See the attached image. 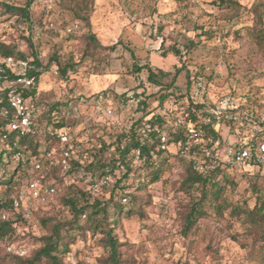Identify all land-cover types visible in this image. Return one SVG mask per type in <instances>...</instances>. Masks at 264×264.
<instances>
[{
    "label": "rangeland",
    "instance_id": "obj_1",
    "mask_svg": "<svg viewBox=\"0 0 264 264\" xmlns=\"http://www.w3.org/2000/svg\"><path fill=\"white\" fill-rule=\"evenodd\" d=\"M1 1L26 6L29 0ZM231 1L238 3L234 9L219 5L217 0H35L31 7L33 31L22 19L0 12V43L15 44L28 53L26 39L32 36L43 65L49 66L39 86L44 102L69 103L66 111L74 123L70 129L80 142L94 147L104 140L111 145L146 113L145 121L164 113L163 107L176 109L184 104V100L172 104L174 99L161 103L162 96L172 90L151 84L148 71L137 73L135 66L162 69L168 75L160 79L164 86L182 69L175 81L182 95L187 91L189 73L210 84L213 102L229 97L255 114L264 109V47L253 39L255 10L264 0ZM79 15L90 19L77 18ZM75 22L80 23V30L70 36L68 29ZM92 34L98 50L88 43ZM56 58L62 65L69 61L76 65L67 78L58 71ZM97 95L106 101L102 106L95 103ZM145 98L149 104L146 112L136 102ZM110 108L112 113L108 112ZM222 133L223 139L233 140L226 127ZM90 140L93 142L88 143ZM115 148L113 144L108 150L106 162L118 156ZM166 152H180L178 143L167 145ZM154 153L152 162L158 163ZM169 161L160 182L143 190H138V185L151 169L140 162L133 163L134 169L126 179L124 168L102 178L85 171L67 177L65 185L57 188L56 207L44 216L45 223L36 217L38 212L28 221L15 223L14 235L0 243V264H19L16 258L32 259L53 227L73 220L70 208L64 205L65 198L76 195L80 205L96 199L106 201L119 181L131 197L121 199L126 194L120 191L117 203L130 208L124 199L135 196L141 207L138 215L123 216L118 223L124 263L264 264L262 231L250 230L246 215L234 212L235 208H254L256 190L264 191V167H242L232 172L238 173L239 184L223 194L226 209L218 212L207 205L206 214L186 230L185 217L200 192L181 191L184 167L175 157ZM99 239L77 237L70 252L62 257L63 263L103 264L107 254Z\"/></svg>",
    "mask_w": 264,
    "mask_h": 264
},
{
    "label": "trees",
    "instance_id": "obj_2",
    "mask_svg": "<svg viewBox=\"0 0 264 264\" xmlns=\"http://www.w3.org/2000/svg\"><path fill=\"white\" fill-rule=\"evenodd\" d=\"M35 0L27 1L26 6H19L9 2H0V12L2 15L15 16L22 19V22H26L29 25V29L33 31L35 29V23L33 22L32 4ZM219 5L226 6V8L234 9L237 6V2L231 0H217ZM257 22L256 27L253 30V39L256 44L262 48L264 47V2L259 3V8L256 10ZM77 18L89 20V17ZM79 25L75 22L73 25ZM260 27V29H258ZM255 31H257L255 33ZM73 36V34H69ZM28 43L29 52L26 53L15 44L0 43V68H3L4 73L1 80L2 87L7 81L13 80L19 76L33 77L36 81V88L23 91V96L27 101L31 115H32V132L24 137L21 141V145L28 158L24 163L18 164L10 170L8 165L3 161V154L7 151L6 145L2 142V137L5 133L6 125L14 118V112L10 106L8 99V92L3 88L0 90V189L3 188L0 195V243L11 238L15 233V223L18 221H28L25 219L23 210L15 208V201L19 196L20 189L27 177H33L30 174V161L39 159L42 161L44 169L48 173V181L53 182L54 186L60 189L65 185V179L67 177H73L79 171H85L91 174L92 177H100L107 174H111L116 170L122 168L126 169L124 178L133 171V163L136 151H140L142 156L148 158L145 164L151 169L150 172L145 175L143 181L138 185V190H143L147 186L153 183L160 182L164 169L170 164L169 159L175 157L178 159L185 170V178L181 183L180 190L186 193H192L195 191L200 192L199 199H195L191 206L190 212L185 217V229L191 230L196 224L197 219L200 216L205 215V207L207 205L213 206L218 212L226 209L227 205L223 200V194L228 190L236 189L238 182V173H228L226 171L217 170L209 174H202L194 170L192 162L187 158L182 151L173 154L167 153L166 148H162V145L156 135V133H149L148 137L143 141L140 134V130L146 125H159L163 126L167 120L160 114L151 117L145 121V117L149 115L146 113L144 117L139 119L130 128L128 133H121L113 143L116 148L117 157L106 162L105 158L108 150L113 144H107L104 140L98 142L94 147L79 141L77 138H72L69 143H63L59 138L60 131L66 127H71L68 115L66 111L69 103H45L40 90V82L42 76L49 70V66H44L39 52L36 49V45L32 36L26 39ZM88 43L94 50H98L99 46L97 38L94 34L88 37ZM12 60L13 64L8 67L5 61ZM56 64L59 66L58 71L67 78L68 73L76 67V65L69 61L68 64L62 65V62L56 58ZM142 70H147L149 73L148 81L160 88H165L171 93H167L162 96L161 103L165 101L169 102L174 99V103L183 101L186 94L190 92L194 87V82L199 76L193 75L192 77L188 73V84L185 95L180 93L178 87H175L176 78L180 74L181 70H178V75L175 76L169 85H163L160 81L162 76H168L162 69H153L150 66H135L137 73ZM167 91V92H168ZM178 96V97H177ZM100 96H95V99ZM94 98V97H93ZM87 102L88 99L86 100ZM145 112L149 108L148 98H145L141 104ZM166 108V107H163ZM72 110V108H71ZM57 114V115H56ZM61 114V115H60ZM59 116V117H58ZM13 136V135H12ZM208 136L217 138L218 135L212 130L208 129ZM181 140L178 135H173L167 145L177 144ZM93 140L88 141V143ZM75 146H79L80 161H76L75 158L69 161L70 170L67 173H63V153L66 151L75 150ZM97 146H100L99 148ZM73 147V149H71ZM151 152H156L159 162H152ZM51 153V157L48 154ZM264 167V164L254 165L251 164L247 167ZM119 185L112 192L110 198L106 201L99 199L94 200L92 203L88 202L85 205H80L79 199L76 195H71L69 198L63 200L64 205L69 207L73 215V220L67 224H59L53 227L52 234L42 239L43 245L36 253V255L27 261L16 258L19 264H65L62 261V257L66 252H70V246L76 243L77 237H91L97 240L98 244L106 251L107 256L103 264H127L122 261V251L120 247L122 243L119 241L118 235V223L123 216L133 217L140 213L141 207L139 206L138 199L134 196L132 200L127 199V208L123 204L117 203L118 194L120 191L125 192L123 197H131V193H126V185L120 187ZM58 189L56 199L58 198ZM257 201L252 210L243 211L240 208H235L234 212L240 216L246 215V224L250 230L260 229L262 231L261 242L264 247V191L261 189L256 190ZM84 196V194H82ZM56 206H52L47 211H41L36 214V217H41V221L45 223V215L49 213L51 209ZM102 236V237H100ZM84 240V239H83Z\"/></svg>",
    "mask_w": 264,
    "mask_h": 264
},
{
    "label": "built area",
    "instance_id": "obj_3",
    "mask_svg": "<svg viewBox=\"0 0 264 264\" xmlns=\"http://www.w3.org/2000/svg\"><path fill=\"white\" fill-rule=\"evenodd\" d=\"M79 30V25H72L68 33H77ZM5 64L8 67L14 65L10 59L5 61ZM3 73V68H0V90L3 88L8 92L10 106L14 112V118L6 125L2 137V142L7 147L2 157L10 170L28 158L21 141L32 132V115L23 91L35 89L36 81L33 77L19 76L7 81L2 87ZM209 88L210 84L203 77H197L193 89L186 94L183 105L176 109L166 107L164 113H160V116L167 120L165 125L148 124L140 130L143 141L149 133H156L164 149L173 135L180 136V151L192 162L194 170L202 174L217 170L232 173L251 164H264V109L260 113L256 111L255 114L234 103L229 97H221L213 102ZM105 102L103 97L95 100L98 106ZM136 102L138 105L142 104L139 99ZM108 112L112 113V108L108 109ZM224 127L232 135V141L223 139ZM209 128L218 135L217 138L208 136ZM59 138L63 143H69L73 138L72 129L69 126L64 127L59 133ZM79 149V146H75V150L63 153V173L70 170L71 159L81 160ZM151 155L153 157L155 153L151 152ZM48 156L51 157V153ZM134 159L136 164H145L148 160L139 150L136 151ZM30 166V174L33 177L26 178L15 201V208L23 210L25 219H30L34 213L49 210L56 204L57 194L53 182L48 181V173L42 161L33 158ZM124 202L126 203L127 199H124Z\"/></svg>",
    "mask_w": 264,
    "mask_h": 264
}]
</instances>
